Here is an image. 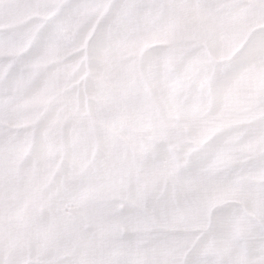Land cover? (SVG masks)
<instances>
[{
	"label": "snow or ice",
	"instance_id": "6c2138e0",
	"mask_svg": "<svg viewBox=\"0 0 264 264\" xmlns=\"http://www.w3.org/2000/svg\"><path fill=\"white\" fill-rule=\"evenodd\" d=\"M0 264H264V0H0Z\"/></svg>",
	"mask_w": 264,
	"mask_h": 264
}]
</instances>
